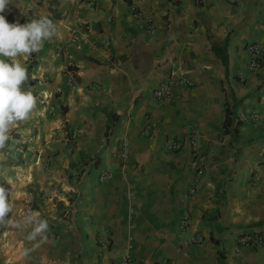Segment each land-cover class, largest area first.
<instances>
[{
    "label": "crops",
    "instance_id": "obj_1",
    "mask_svg": "<svg viewBox=\"0 0 264 264\" xmlns=\"http://www.w3.org/2000/svg\"><path fill=\"white\" fill-rule=\"evenodd\" d=\"M0 14L20 24L47 16L59 33L21 58L38 108L0 151L8 218L31 209L49 229L28 241L30 228L0 226V264H264V66L250 70L246 51L264 47V0H11ZM171 73V96L158 103L152 92ZM194 234L204 241L183 245ZM246 234L262 245L239 246Z\"/></svg>",
    "mask_w": 264,
    "mask_h": 264
},
{
    "label": "clouds",
    "instance_id": "obj_2",
    "mask_svg": "<svg viewBox=\"0 0 264 264\" xmlns=\"http://www.w3.org/2000/svg\"><path fill=\"white\" fill-rule=\"evenodd\" d=\"M10 5L11 0H0V13L7 11ZM58 36L55 23L47 16L20 24L9 23L0 14V151L7 147L14 127L30 121L38 108V98L31 90L28 70L21 58L39 53L46 41ZM9 197L10 189L0 185V226L30 228L26 236L28 241L44 237L49 229L48 222L40 219L37 213L26 215L22 222L15 220ZM9 213L14 214L12 218H8ZM24 255H28V250Z\"/></svg>",
    "mask_w": 264,
    "mask_h": 264
},
{
    "label": "built area",
    "instance_id": "obj_3",
    "mask_svg": "<svg viewBox=\"0 0 264 264\" xmlns=\"http://www.w3.org/2000/svg\"><path fill=\"white\" fill-rule=\"evenodd\" d=\"M131 2V5L134 0H129ZM131 12L135 11L134 7L130 8ZM135 16L140 19L142 24L140 27L145 30L146 33L152 34L154 32V27L152 26L149 21L142 19L141 14L135 13ZM24 23H27L25 21ZM246 51L249 54V62H248V67L250 70L254 71L257 70L261 67L264 66V47L259 46L256 44H247L246 45ZM175 73H171L162 83H160L152 92V97L156 100L158 103H162L165 100L169 99L172 93V85L174 83V77ZM66 76H67V85L69 87L74 86V79L76 76V71L73 69L72 65H69L66 69ZM179 85L182 86H188V81L184 78L179 79L178 81ZM250 118L253 122L257 123L260 119V116L257 112L253 111L250 114ZM78 137V131L77 130H70L67 131L64 134L63 137V143L67 147L68 152H72L74 145H75V140ZM188 143L191 147V150L193 154L196 153L197 150V140L198 136L195 131H192L188 138ZM181 147V142L178 141H173L169 146L168 149L170 150H178ZM128 155V144L126 142L123 143L121 152H120V157L122 159H125ZM110 178V174L106 171L103 170L99 173L97 176V180L100 183H103L107 181ZM33 213V210L28 209L25 211L24 217L28 214ZM190 215L188 212H184L181 217L180 221V228L181 231H187L190 229ZM204 241L203 237L198 234H194L189 236L187 239L183 241V245L189 246V245H198L201 244ZM237 243L239 246H248V247H259L263 243V237L259 234H246L238 238ZM98 245L101 249H106L109 246V240L107 238H100L98 240ZM122 264H134V261L131 257L125 256L122 259ZM156 264H171L170 262L164 260L160 261Z\"/></svg>",
    "mask_w": 264,
    "mask_h": 264
},
{
    "label": "trees",
    "instance_id": "obj_4",
    "mask_svg": "<svg viewBox=\"0 0 264 264\" xmlns=\"http://www.w3.org/2000/svg\"><path fill=\"white\" fill-rule=\"evenodd\" d=\"M0 185H3V186H5L6 188L10 189V192H11V187H10L9 185H7V184H2V183H0Z\"/></svg>",
    "mask_w": 264,
    "mask_h": 264
}]
</instances>
